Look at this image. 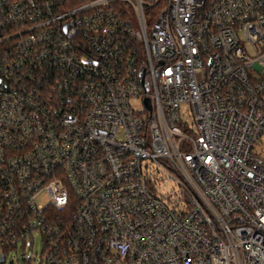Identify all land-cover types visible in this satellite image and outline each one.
Wrapping results in <instances>:
<instances>
[{
    "label": "built area",
    "instance_id": "built-area-1",
    "mask_svg": "<svg viewBox=\"0 0 264 264\" xmlns=\"http://www.w3.org/2000/svg\"><path fill=\"white\" fill-rule=\"evenodd\" d=\"M18 245L264 264V0H0V264Z\"/></svg>",
    "mask_w": 264,
    "mask_h": 264
},
{
    "label": "rangeland",
    "instance_id": "rangeland-1",
    "mask_svg": "<svg viewBox=\"0 0 264 264\" xmlns=\"http://www.w3.org/2000/svg\"><path fill=\"white\" fill-rule=\"evenodd\" d=\"M134 23H136L135 18H132ZM135 29L136 26H135ZM138 107L139 104L138 102H136L134 104V108ZM39 203L41 204H46V200L45 198H41L38 200ZM43 250V244H42V240L41 237L38 234L34 235V246H33V255L35 257V260H38V257L40 256V254L42 253ZM30 256V250L28 248H25L24 251L22 250V248L20 247V245H18V249L17 251H11L9 253V256L7 257V261L5 262V264H25V260H28ZM37 256V257H36Z\"/></svg>",
    "mask_w": 264,
    "mask_h": 264
},
{
    "label": "water",
    "instance_id": "water-1",
    "mask_svg": "<svg viewBox=\"0 0 264 264\" xmlns=\"http://www.w3.org/2000/svg\"><path fill=\"white\" fill-rule=\"evenodd\" d=\"M145 103H146V105L148 106V101H147V100L145 101Z\"/></svg>",
    "mask_w": 264,
    "mask_h": 264
}]
</instances>
